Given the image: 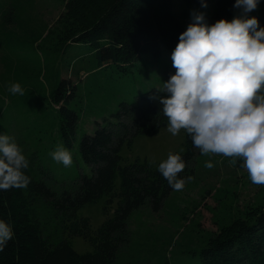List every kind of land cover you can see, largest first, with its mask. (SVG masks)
Here are the masks:
<instances>
[{"label":"rangeland","instance_id":"1","mask_svg":"<svg viewBox=\"0 0 264 264\" xmlns=\"http://www.w3.org/2000/svg\"><path fill=\"white\" fill-rule=\"evenodd\" d=\"M71 1L0 0V153L15 148L34 178L42 177L59 190L70 177L89 169L78 156L67 153L58 137L57 105L50 96L54 72L77 84L73 98L80 115L76 145L81 134L91 132L120 99L131 100L138 89L164 87L166 67L192 52L215 91L243 111L231 129L218 131L201 144L192 163L193 175L179 182L157 211L144 204L129 215L127 240L118 248L116 261L199 264V251L212 234L253 209L264 211V61L246 54L251 46L231 36L211 35L196 44L187 36L177 50L156 58L143 54L130 70L116 71L110 65L96 70L90 49L71 42L79 28L66 13ZM263 6L264 0H242L233 17ZM212 10V4L188 6L182 0L173 8L183 26ZM171 96L174 122L154 134L137 136L131 150L124 147L122 155L173 167L172 154L183 149L192 110L186 100L197 96L200 103L207 93L192 84H176ZM102 205L99 199L79 208L77 214L89 217L97 227L105 219ZM43 206L39 202L40 209ZM41 213L45 235L57 242L59 228L44 210ZM70 241L79 253L91 249L82 237Z\"/></svg>","mask_w":264,"mask_h":264},{"label":"trees","instance_id":"2","mask_svg":"<svg viewBox=\"0 0 264 264\" xmlns=\"http://www.w3.org/2000/svg\"><path fill=\"white\" fill-rule=\"evenodd\" d=\"M241 1L182 0L188 6L213 5L208 16L188 20L186 26L173 11L179 0H72L66 13L79 26L71 42L90 49L96 70L109 65L116 71L130 70L143 54L156 58L177 50L187 36L192 44L211 35L231 36L251 46L246 54L264 61V6L235 19L234 9ZM165 74L164 87L149 86L135 90L131 100L120 99L75 145L80 125L73 100L77 84L54 72L50 96L57 105L58 137L67 153L78 156L89 170L56 190L42 177L32 176L30 165L15 148L0 153V264H121L116 256L127 240L129 215L144 204L157 211L167 194L193 175L201 144L218 131L231 129L243 111L215 91L192 52L176 58ZM176 84H192L207 96L200 103L197 96L186 100L192 110L183 149L172 154L173 167L122 155L137 136L154 134L174 122L171 91ZM99 199L105 219L93 227L89 217L78 216L77 211ZM41 210L59 228L57 242L45 235ZM75 236L91 249L74 250L70 238ZM199 254V264H264V211L253 209L212 234Z\"/></svg>","mask_w":264,"mask_h":264}]
</instances>
